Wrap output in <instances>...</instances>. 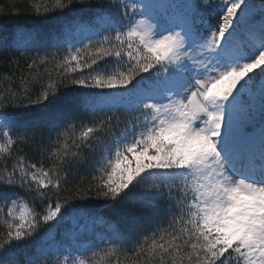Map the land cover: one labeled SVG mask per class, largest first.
Segmentation results:
<instances>
[{
	"label": "snow or ice",
	"instance_id": "snow-or-ice-1",
	"mask_svg": "<svg viewBox=\"0 0 264 264\" xmlns=\"http://www.w3.org/2000/svg\"><path fill=\"white\" fill-rule=\"evenodd\" d=\"M77 4L0 30V264H264V0Z\"/></svg>",
	"mask_w": 264,
	"mask_h": 264
},
{
	"label": "trees",
	"instance_id": "trees-1",
	"mask_svg": "<svg viewBox=\"0 0 264 264\" xmlns=\"http://www.w3.org/2000/svg\"><path fill=\"white\" fill-rule=\"evenodd\" d=\"M54 3L55 0H49ZM94 2V0H92ZM39 3V0H0V30H10L17 27L38 29L44 34H53L75 17H88L92 11L77 4L73 10L65 11L63 14H52L50 16H39L30 10L32 4ZM19 13V14H15ZM73 88L61 89L60 98L55 100L47 109L46 113L34 110L31 118L40 120L45 115L55 114L64 110H75L79 104V92ZM74 103L69 102L70 99ZM102 201H89L87 206L96 212L106 216H114L111 209L102 207Z\"/></svg>",
	"mask_w": 264,
	"mask_h": 264
},
{
	"label": "rangeland",
	"instance_id": "rangeland-1",
	"mask_svg": "<svg viewBox=\"0 0 264 264\" xmlns=\"http://www.w3.org/2000/svg\"><path fill=\"white\" fill-rule=\"evenodd\" d=\"M69 102H70L71 104H73V103H74V100H73V98H72V99H70V100H69Z\"/></svg>",
	"mask_w": 264,
	"mask_h": 264
}]
</instances>
